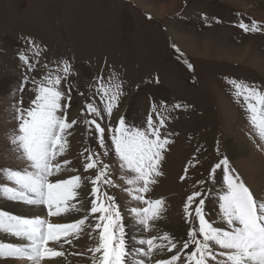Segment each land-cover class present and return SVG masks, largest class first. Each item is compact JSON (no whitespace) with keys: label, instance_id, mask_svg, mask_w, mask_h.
<instances>
[{"label":"rangeland","instance_id":"1","mask_svg":"<svg viewBox=\"0 0 264 264\" xmlns=\"http://www.w3.org/2000/svg\"><path fill=\"white\" fill-rule=\"evenodd\" d=\"M253 21L259 31L245 32L239 26L251 27ZM22 54L35 65L34 71L20 59ZM64 61L72 71L60 87L71 96L66 112L77 123L69 130V147L60 158L70 163L59 178H85L78 198L83 204L74 202L82 210L62 217H48L46 206L40 205L45 209L40 218L70 223L89 216L91 178L97 169L85 172L84 164L92 153L109 165L110 178L116 182L101 188L116 198L121 212L132 253L128 264H139L141 259L153 264L155 259L171 257L173 253L167 251L155 253L152 259L143 256L147 245L140 241L163 233L177 241L188 238L200 197L189 209L191 222L185 204L195 191L204 194L206 218L219 221L218 193L224 187V173L216 169L214 178L210 174L225 156L254 196L264 199V140L250 123L243 96L236 97L231 83L244 81L264 91V66H259L264 65V0H0V186L15 187L4 170H20L28 163L10 140L18 126L19 102L27 109L35 98L33 80L39 82L49 73L63 76ZM117 82L122 83L123 94L109 117L98 89L101 83ZM89 103L100 109L102 118L87 111ZM177 104L179 108L174 107ZM149 115L157 123L165 119L161 134L172 141L161 161L162 175L146 194L164 201L151 230L140 225L131 211L145 205L125 191L131 174L120 169L111 142L112 129L121 117L128 126L142 128ZM92 119L105 128L103 147L95 126L85 123ZM30 206L0 191V211L31 218L26 216ZM89 222H95L91 216ZM12 238L20 237L0 231V243L8 244ZM97 243L98 233L86 229L69 250L74 264H92L89 249ZM3 258L12 257H0V264H5ZM69 260L67 254L62 264Z\"/></svg>","mask_w":264,"mask_h":264},{"label":"snow or ice","instance_id":"2","mask_svg":"<svg viewBox=\"0 0 264 264\" xmlns=\"http://www.w3.org/2000/svg\"><path fill=\"white\" fill-rule=\"evenodd\" d=\"M239 26L245 32L259 31L255 21L251 27L244 23ZM20 59L29 71L35 70V65L26 55L22 54ZM191 67L189 65V68ZM71 71L72 65L64 61L63 76H53L49 73L39 82L33 80L35 98L27 109L22 107V100L19 102L15 117L18 126L10 140L15 150L28 163L20 170H4L6 178L13 181L15 187L0 186V191L12 200L31 205H45L48 217H62L70 212L82 210V207L77 208L74 202L81 196L80 189L85 178L81 175L67 179L59 178L70 163L60 158L69 147V130L77 123L75 119L70 121L66 112L71 96L60 87L62 80L67 78ZM27 81L26 76L22 85ZM231 83L236 90V97L239 99L243 96L250 114V123L259 138L264 140V91L244 81L233 80ZM20 91H23V86ZM98 91L102 92L105 111L111 117L123 94L122 83H101ZM174 107L179 108L180 105ZM86 109L94 116L101 117L100 109L93 104H87ZM152 110L156 111L155 106ZM85 123L95 126L100 134V146L103 147L105 128L95 119ZM164 127L163 117L157 123L149 115L146 126L142 128L128 126L121 117L118 127L112 129L111 135L120 169L131 174L126 178L129 187L125 191L134 200L145 205L134 207L131 211L137 217L138 223L147 230H151L153 222L160 218L164 205L163 198H146V194L157 183V177L162 175L161 161L167 146L172 143L166 136L162 137L161 129ZM217 151L219 152V148ZM104 155H107V151ZM96 156V153L86 156L84 164L85 172L97 169L95 176L91 178L92 198L88 207L89 216L95 222H89V216H84L70 223H55L46 218H24L0 211V231L27 241L22 245L0 243V257L26 259L32 264H42L45 260L57 261V258H61L57 264H62L66 257L63 245H71L73 239H78L86 229H91L98 233L97 245L89 249L94 256L92 264H128L127 258L132 253L126 241L121 212L116 198L101 188V185L116 186V182L110 178L109 165L97 160ZM216 169H222L224 173V187L218 193L219 221L206 218L205 200L202 198L204 194L193 192L185 204V213L190 222L192 211L189 209L193 203H197L198 197L200 199L194 209L195 222L188 238L177 241L172 235L163 233L140 241L141 245H147L143 256L149 259L158 252L173 253L170 258L153 260V264H264V199L254 196L239 173L231 168L226 156L214 165L210 178H214ZM78 202L83 204L82 200ZM190 248L192 250L189 252ZM97 253L100 255L96 256ZM139 264H145V260L141 259Z\"/></svg>","mask_w":264,"mask_h":264},{"label":"bare ground","instance_id":"3","mask_svg":"<svg viewBox=\"0 0 264 264\" xmlns=\"http://www.w3.org/2000/svg\"><path fill=\"white\" fill-rule=\"evenodd\" d=\"M215 44V43H214ZM207 51V50H206ZM191 52V51H190ZM224 57H226V59L228 58L227 57V55L226 56H224ZM229 60V59H228ZM259 66H264V65H259ZM30 209H28L27 211H26V213H27V215L26 216H28V217H31V218H35V217H41V215L44 213V208L43 207H40V205H32V206H30L29 207ZM42 213V214H41ZM44 215H45V213H44ZM63 223V222H62ZM4 238V237H3ZM21 240V238H12L9 242H8V244H14V245H22V244H24L23 242H21L20 241ZM75 241H76V239H73V241H72V244L71 245H69V244H64L63 245V250L66 252V255L67 254H69V256H70V260L69 261H67V262H64L63 261V264H74V261H73V259H72V255L70 254V251L69 250H71V246L72 245H74L75 244ZM27 242V241H26ZM68 248H70V249H68ZM72 253V252H71ZM66 258V257H65ZM67 258H68V256H67ZM3 262L5 263V264H15L18 260H21V259H15V258H7V259H5V258H3ZM61 260V258H57V261H60ZM22 261H25V262H23V264H32V262H30V261H26V259H22ZM57 261H47V260H45V261H43L42 262V264H57Z\"/></svg>","mask_w":264,"mask_h":264}]
</instances>
